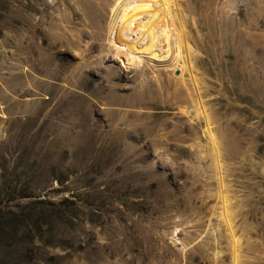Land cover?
I'll return each instance as SVG.
<instances>
[{
    "label": "rangeland",
    "instance_id": "1",
    "mask_svg": "<svg viewBox=\"0 0 264 264\" xmlns=\"http://www.w3.org/2000/svg\"><path fill=\"white\" fill-rule=\"evenodd\" d=\"M167 1L144 76L114 0H0V264H264V0Z\"/></svg>",
    "mask_w": 264,
    "mask_h": 264
},
{
    "label": "bare ground",
    "instance_id": "2",
    "mask_svg": "<svg viewBox=\"0 0 264 264\" xmlns=\"http://www.w3.org/2000/svg\"><path fill=\"white\" fill-rule=\"evenodd\" d=\"M114 1L117 9L108 23L110 30H112L111 34L113 35L111 37L108 36L109 32L107 33L105 30L104 23L102 29H104L106 33H102L101 31V36L104 39L110 37V42L116 51V58L122 62V65L133 64L139 66L141 69L140 71L138 70L137 73L144 75L145 67L147 66L146 62H151L152 59L163 60L166 57H171L173 52L175 53V62L172 68L183 71V44L181 33L176 25V17L173 14V5L167 0H159L154 3H151L150 0H141L138 7H132L131 0ZM33 25L34 27L38 26L36 23ZM160 47H162L165 52V58L161 56L162 50ZM172 79L175 82L182 83L183 73L178 74L177 77ZM140 82V84L138 83L140 88L143 87L144 89V87L148 86L146 80ZM105 90L110 91L111 86L108 84H100L94 89V92H96V94L98 92L103 93ZM151 103L152 102L138 99L132 105L135 107L149 106ZM98 124L99 119L93 120V133H95ZM145 150L146 151H142L141 153H136L133 160L139 161L149 157L151 153L149 148L147 147Z\"/></svg>",
    "mask_w": 264,
    "mask_h": 264
}]
</instances>
